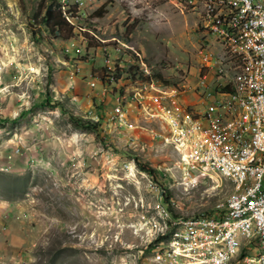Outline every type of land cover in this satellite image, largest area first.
I'll list each match as a JSON object with an SVG mask.
<instances>
[{"label": "rangeland", "instance_id": "1", "mask_svg": "<svg viewBox=\"0 0 264 264\" xmlns=\"http://www.w3.org/2000/svg\"><path fill=\"white\" fill-rule=\"evenodd\" d=\"M40 1L0 0V264H185L165 256L176 221L219 213L233 186L215 173L189 181L146 112L160 97L144 108L132 94L158 79L163 98L176 87L181 107L202 109L240 69L169 0H69L81 27L69 39L34 24ZM119 70L117 86L91 84ZM119 94L130 126L113 117Z\"/></svg>", "mask_w": 264, "mask_h": 264}, {"label": "bare ground", "instance_id": "2", "mask_svg": "<svg viewBox=\"0 0 264 264\" xmlns=\"http://www.w3.org/2000/svg\"><path fill=\"white\" fill-rule=\"evenodd\" d=\"M169 1L183 13L196 14L201 30L206 35H212V39L220 45V48L222 46L225 53L232 57L240 69L233 81L227 84L230 88L217 92L220 103H223L225 108L222 120L216 123V118H201L199 145H209V126L216 125V132H224L229 129L230 122L237 139L245 138L246 128V136H252V144H259L264 140V36H261L258 26L252 24V18H249L250 10H243V13L231 12L233 2H228V0ZM190 6L193 10H186V7ZM61 7L64 12L66 0H61ZM229 21L241 23L240 36H249V43L247 39L237 37L233 29L218 30V26L229 28ZM142 64L144 69L148 70L143 61ZM255 107L257 108V120L248 122L246 119L251 117V111H255ZM167 142L178 150L182 157V168H184L185 154L182 149L176 141L167 140ZM217 166L206 165V173H215L221 179L230 182H234L235 176L239 177L236 185H232L233 190L230 195L220 203L219 213L231 208H238L237 212L220 214L214 221L188 218L176 221L178 227L171 233L168 254L173 258L182 259L185 264H231L236 258L264 264V250H262L264 232L259 234V225H251L249 232H240L234 245H232V238L221 236L220 228L231 229L247 225L251 221V216L264 208V199H253L245 205L247 196L261 181V172L251 173L242 168L230 169V161L224 158H217ZM185 176L189 180V176L186 174ZM161 212L165 215L169 214L164 207H161ZM168 226L169 222H166L164 228ZM198 234H201V240H197ZM226 245H231L227 251ZM244 247L249 248V251L241 256ZM252 247L257 251H253ZM215 252L221 256H217L214 261Z\"/></svg>", "mask_w": 264, "mask_h": 264}, {"label": "built area", "instance_id": "3", "mask_svg": "<svg viewBox=\"0 0 264 264\" xmlns=\"http://www.w3.org/2000/svg\"><path fill=\"white\" fill-rule=\"evenodd\" d=\"M68 2L69 0H66L64 14L73 25L77 26L74 21L77 16L75 15V11L67 6ZM76 2L78 6L81 7L84 0H77ZM228 2H233V9L231 12L243 13V10H250L249 18H252V24H256L261 32V36H264V0H228ZM186 10H193V7H186ZM240 24L241 23L239 22L229 21V28L217 26L219 31L220 29H233L237 37H240V39H247L249 43V36H240ZM76 30H81V27L77 26L75 31ZM206 55L207 54H205L204 60H207L208 66L212 67L211 59L208 60V55ZM97 82L100 83L102 87H106L109 82L117 86L119 83V77L117 78V73L115 75L114 72H110L106 79L99 78L98 81H92L91 84L96 85ZM138 83L140 86L134 89L132 100L137 104H141L145 108V105L148 107L151 105L150 97H160V105H151V110H145L150 116L159 118L166 127L167 134L159 133V135L163 137L165 141H176L178 146L182 149V152L185 154V165L182 169L183 173L189 176V181L200 177H210L217 180L213 174L206 173V165L217 166V158H224L230 161V169L235 170V168H242L247 169V172L251 173L261 172V181L256 184L253 192L247 196L245 205L252 202L253 199H264V140L259 142V144H252V136H246V128L245 138L237 139L230 122L229 129L224 132H216V125L209 126V145H199L201 118H216L217 123V121L222 120V113L225 112L224 105L223 103H220L217 91L213 92L207 98L204 108L197 109L190 105L189 107H181V102L178 96L179 90L176 87H171L170 89L166 88V91H170V98H163V95H159V88L164 87H162V84L158 79H156V85H147L142 80L138 81ZM221 86H225V84ZM126 98V95L122 96L120 94L116 97L113 117H115L121 125L130 126L127 119ZM246 120H248V122L249 120H257L256 107L255 111H251V117H248ZM217 169H219L218 166ZM236 180H239V177L235 176L234 182H230V184L236 185ZM237 209L238 208L226 209V211L221 213L199 215L188 217V219H208V221H214L217 215L237 212ZM251 225H259V234H263L264 208H261L260 212L251 216V221H249V224L247 225L233 227L231 229L220 227L221 236L232 238V245H234L239 233L251 231ZM197 240H201V234L197 235ZM230 246L231 245H226V251ZM262 250H264V246ZM158 252H160L159 249ZM165 256L171 257L170 254H165ZM217 256H221V254H216L215 252L214 261ZM238 261L242 264H256V261Z\"/></svg>", "mask_w": 264, "mask_h": 264}, {"label": "trees", "instance_id": "4", "mask_svg": "<svg viewBox=\"0 0 264 264\" xmlns=\"http://www.w3.org/2000/svg\"><path fill=\"white\" fill-rule=\"evenodd\" d=\"M34 24L38 25L40 28L45 27L47 29H52L53 34L57 38L69 39L74 36L76 25H73L65 16L63 9L59 0H41L39 3V7L37 12L33 17ZM39 35H43V31L39 29ZM37 38V37H35ZM127 72L132 71V65L129 64L126 68ZM121 74L120 70L117 72V78ZM224 87V88H223ZM229 86H220L219 90H227ZM217 90V91H219ZM49 102V101H46ZM60 110L63 112L65 109L57 104ZM73 120L77 126L83 127L88 130H95L98 126V123L94 120L85 121L80 117H73ZM136 165L142 171L146 172L153 180L157 183L160 182V178H162L161 171L151 165L149 162L143 161L139 157L134 158ZM166 235H162L160 238H166Z\"/></svg>", "mask_w": 264, "mask_h": 264}]
</instances>
